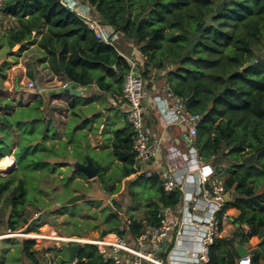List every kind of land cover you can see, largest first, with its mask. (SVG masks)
<instances>
[{"label": "trees", "instance_id": "16d2710c", "mask_svg": "<svg viewBox=\"0 0 264 264\" xmlns=\"http://www.w3.org/2000/svg\"><path fill=\"white\" fill-rule=\"evenodd\" d=\"M82 1L92 7L99 22L112 34L119 33L122 39L134 44L145 60V70L141 72L145 81L153 76L150 68L164 71L162 78L168 89L185 100L190 113L201 116L195 143L198 158L210 163L216 171L225 163L231 173L225 181V191L233 189V196L216 214L218 230L227 210L240 212L234 220L238 227L232 235L213 239L206 264H235L237 239L244 244L252 238L259 241L264 238V0H222L223 7L218 13L215 8L220 0ZM0 10L16 22L6 34L8 50L36 44L48 56L50 70L62 72L68 81L88 84L117 74L121 90L129 69L127 59L97 40L86 24L60 0H3ZM41 29L45 31L36 41L35 35ZM169 66L173 69L168 71ZM28 77L32 79L31 72ZM42 104V99L37 98L30 107H19L9 115L0 114V160L14 153L21 155L18 160L14 157L17 170L30 166L41 178L43 174L39 171L46 168L45 175L50 174L58 167L68 166L69 157L77 159L83 153L78 138L72 135L73 129L66 130V140H61L52 130L40 110ZM4 108L9 110L11 105ZM132 135L128 122L114 133L110 153L118 161L117 176L102 173L100 166L97 167L99 185L109 198L118 192L122 179L134 174L136 152ZM48 139H51L49 144ZM14 142L17 148L13 152ZM25 158L29 165L23 164ZM11 175L0 176V196L8 193L14 183ZM73 176L72 173L64 180L71 183ZM138 178L148 181L149 189L155 191L154 196L148 198L141 213H130L122 224L117 212L103 208V223L107 229L97 239L110 233L136 239L146 226L159 224L162 209L179 203L180 192L168 194L158 176L134 177ZM27 182L26 177L19 179L10 199L11 213L18 215L15 220L19 219L21 224L28 221L24 208L33 203L31 198L29 204L25 203ZM128 196L132 201L137 199L132 190ZM12 214L8 225L13 232L20 224L15 225ZM47 214L44 212L45 216ZM128 221L130 225H126ZM31 222L29 230L45 223ZM122 225L127 227L123 231L119 229ZM242 225L248 227L247 234ZM34 246L33 240H23L20 253L30 263L39 264V252ZM78 246L76 264H115L93 245ZM63 249L60 253L65 255L58 258L59 264H72L68 250ZM253 254L257 257L251 258V264H257L258 259L264 257L256 250Z\"/></svg>", "mask_w": 264, "mask_h": 264}, {"label": "rangeland", "instance_id": "374dc122", "mask_svg": "<svg viewBox=\"0 0 264 264\" xmlns=\"http://www.w3.org/2000/svg\"><path fill=\"white\" fill-rule=\"evenodd\" d=\"M2 1L3 0H0V7ZM221 3L222 0H220L217 5ZM92 14L95 16L93 9ZM207 22L208 24L210 23L209 20H207ZM13 26H16L14 19L3 15L0 10V102L5 101L4 103L0 104V114L4 115L12 114L19 107H26L28 101L30 102V100L33 101V99H35V95L30 93V90L28 89V83L30 81H23L22 75L17 72H13L11 69L12 64L14 61H19L18 58H20V55H22L24 51H27V54L22 59V61L27 68H32L33 60L39 54H42L41 51L36 48V44L29 45L24 49L15 47L11 50H8L5 44V38L7 31ZM42 31L43 30L41 29L40 33ZM40 33H36V41L38 40L37 38ZM122 40L123 42L120 46V49L124 51L126 50V54L128 52V59L134 63L137 71L141 75V72L145 70L144 58L140 55L131 41L125 40L124 38ZM130 54H132L131 57ZM149 70L152 71L153 69L150 68ZM145 83L151 84L149 80ZM16 85L18 88H16ZM163 90H165V88ZM7 104L11 105L9 110H5L4 108V105ZM93 112L94 109L91 108L90 110L86 111L85 115ZM54 122L59 125L62 122V119L58 118V120H55ZM59 127H62L61 130L63 129L62 124H60ZM113 129H116V127ZM77 137L79 138V135ZM80 139L83 141L84 138L80 135ZM83 146V149L82 146H79L80 151L81 149L82 152L87 150V154L89 155L90 159L100 166L102 173L107 175L112 173V176L118 175L119 171L116 168L117 164L114 162L109 151L95 152L90 149L88 150L84 144ZM11 157V170L9 172H7V170L0 171V176L2 178L12 174L11 177L13 178L14 182L8 193L0 196V236H7L6 238L0 239V262L4 261V249L7 247L14 249V252L5 259V264H22V260L19 257V252L23 240H33L35 242L34 249H37L39 253L43 254L41 258L38 256L39 260L42 262L47 259L44 256V253H54L56 256V251L59 253L61 251L60 249H67V246L70 245L67 242H63L55 238L50 239L49 236H57V238L65 237L97 240V236L102 231L107 229L103 223V208L108 207L112 212H117L122 224L128 219V216L131 215L130 213H141V211L144 209V205L148 203V198L154 196L155 194V191H151L149 189L147 180L143 178L134 179L136 175L142 174H134L130 177L122 179L118 192L109 198V196L103 192L101 186L99 185V182L97 181L99 179H96V181L88 180L83 174L82 176L79 173H76L77 171L73 170L71 164L75 161L69 162L68 160V166L58 167L54 172L47 175H45V173H47L45 168L43 172L42 170L39 171V174H43L41 178L31 170L30 166L28 169L22 168L21 171H18L15 159L18 160L22 156H18L16 153H14L15 159L12 155ZM52 161L53 160L51 159L49 160L50 163H52ZM22 162L24 165H29L27 158L23 159ZM72 173L74 174L72 182L68 183L64 179L66 177H70ZM25 177L29 182H27L28 185L26 184L28 188V194L26 196L25 203L29 204L31 199L33 203L30 206L27 205L24 208V214L28 218V221L27 223L21 224L22 222L19 219L15 220L18 218V215L11 213L12 207L10 205V199L11 193L15 190L18 180ZM76 183L79 185H76ZM130 190L137 194V199L132 201L131 198H129L128 192ZM73 196L81 197L72 206H64L65 201ZM125 210L127 211L125 212ZM44 212H47L48 214L45 216ZM11 214L13 216V222L15 225L20 224L19 229L13 232L9 229L8 225V220ZM75 215L76 217L73 218ZM35 219H38L40 223H45L29 230L28 225ZM15 233L16 235L14 236H8ZM27 233H35L37 235L43 236V238L34 239L22 236L26 235ZM109 235L116 236V233L107 234L105 237H112ZM75 262L76 260H74L72 264Z\"/></svg>", "mask_w": 264, "mask_h": 264}, {"label": "crops", "instance_id": "0c3cea01", "mask_svg": "<svg viewBox=\"0 0 264 264\" xmlns=\"http://www.w3.org/2000/svg\"><path fill=\"white\" fill-rule=\"evenodd\" d=\"M95 18L99 21L96 13L94 14ZM45 29L42 31L44 32ZM41 37V33L38 36V40ZM113 43L115 45V50L118 52L119 55L123 56L124 58L128 59V52L126 54V50H121L120 46L123 42L119 33H113ZM37 40V41H38ZM37 46V45H36ZM18 47V46H16ZM15 48V47H14ZM38 48V47H36ZM33 49V48H31ZM42 54H39L34 60L32 68H27L26 65L23 63L22 59L26 56V52L24 51L22 55H20L19 61H14L12 64V71L17 72L22 75L23 81H33L35 87L33 90H30V93L35 95V99L33 101L30 100L27 103V107H30L36 103L37 98L42 99V106L40 110L43 112L44 118L50 122L52 130L59 136L61 140H66L65 132L68 129H73L72 135L77 137L80 135L84 138L83 141L79 139L78 142L80 146L83 144L89 150H93L95 152L100 151H109L112 150V142L114 138V133L118 129H122L127 125V116L125 105L116 104L113 102V97L121 92L119 89L118 83V75L116 74L114 77H108L106 75L105 79L101 82L96 80L91 81L88 84H81L75 83L72 81H68L63 75L62 72H54L51 71L49 68L48 56L38 48ZM29 51V50H28ZM31 54V53H30ZM132 54H130V57ZM128 61V60H127ZM173 67H167V70H172ZM153 69L151 72L153 76L149 79L151 84H147L146 90L148 92V98L145 101L146 105V113H145V122L148 132L153 136L160 138L162 145L157 154V158L155 159L153 164L149 165V171L152 172H162L163 168L165 167L164 163L166 157L170 150H177L182 153L186 152L183 144L181 143L180 136L185 131V127L179 123L168 124L166 120L163 118L162 113L160 111V106L158 103L161 102L163 96V89L166 87L168 88L165 79L162 78L164 71L154 72ZM31 72L33 77L30 79L28 77V73ZM103 72V71H102ZM102 74H105L104 72ZM158 76V79L155 76ZM148 81V80H147ZM158 81V82H155ZM146 82V81H145ZM66 85L65 88L62 85ZM109 86V89L106 88ZM16 88L18 86L16 85ZM75 88L78 91V94H67L64 90ZM5 101H1L0 104L4 103ZM91 108L94 109L93 113H89L87 115L86 111L90 110ZM59 110V111H56ZM58 120V118L62 119L60 124L63 125L59 127L54 121ZM54 120V121H53ZM73 122V125H72ZM116 127V129H113ZM57 140V139H56ZM56 140H54L56 142ZM51 142V139L46 141L47 144ZM17 148L16 142L12 144V151L14 152ZM197 154V150H196ZM13 156V154H12ZM84 156H88L87 150L83 151L82 156H78L77 159L69 157L68 160L85 163ZM14 157V156H13ZM179 158L178 165L175 166L174 170L177 171V175L183 176L181 180V186L184 188H191V179L185 178L186 175L192 174V179L195 180L197 174L195 173L196 166L193 162H183V158ZM188 158V157H187ZM90 159V157H89ZM95 167L99 165L95 163L92 159H90ZM114 160V159H113ZM117 164L118 161L114 160ZM73 164V163H72ZM71 164V165H72ZM206 168L205 172H211L212 176L209 178L207 184L205 185L212 192V204L217 205L219 207V211L222 209L224 204L227 202L224 199L225 191V181L231 176L230 171L228 170L227 164H223L220 167L219 171H216L215 168L210 163H205ZM173 166H169L173 169ZM174 171V172H175ZM98 179V178H97ZM99 181V180H97ZM195 183V182H194ZM230 193V199L233 196V189L231 191H227ZM217 195H216V194ZM181 197V196H180ZM229 199V200H230ZM218 209L215 211L217 212ZM218 211V212H219ZM217 212V213H218ZM212 214L211 211H207L203 215L201 214L202 218L210 217ZM240 212L238 210H227L223 217L221 218L220 223V231L217 237H230L235 229L238 227V224L234 222V220L239 216ZM216 218V214H215ZM219 228V224H218ZM243 232L247 234L249 229L246 225H242ZM199 227L193 226L190 228V233L188 235V240L183 241V247L179 249L175 248V251H179V254L187 259L186 262H182L180 264H206L208 261V257L203 263L202 261L197 262L196 259L198 258L197 255L200 251V240L198 236ZM175 234L171 233L169 235L168 241L165 243L167 246L166 249L171 248L172 243L175 240ZM191 241V242H190ZM188 242V243H186ZM261 241L257 239H250L248 242L244 244H240L238 239L236 240L234 247L236 246H243L250 258H256L257 255L253 254L256 250L259 252V255H264V245L259 246ZM165 247V246H164ZM63 249V248H62ZM60 249V250H62ZM6 250V251H5ZM37 250V249H36ZM38 251V250H37ZM59 251V250H58ZM14 252L13 248L7 247L4 249V261L0 262V264H5V259ZM64 252H59L55 256L54 253H44V256L47 258L44 262L40 261L38 256L43 255L42 253H38L37 259L39 264H59L58 258H61ZM53 254V256H52ZM19 257L22 260V264H32L30 263L24 255L19 252ZM44 257V258H45ZM200 257V255H199ZM43 258V257H42ZM239 259L238 253L235 259V264H237ZM74 261H72L73 263ZM76 264V262L74 263ZM257 264H264V257L259 258Z\"/></svg>", "mask_w": 264, "mask_h": 264}, {"label": "built area", "instance_id": "2783aa9c", "mask_svg": "<svg viewBox=\"0 0 264 264\" xmlns=\"http://www.w3.org/2000/svg\"><path fill=\"white\" fill-rule=\"evenodd\" d=\"M60 3L74 12L86 24L87 28L94 33L97 40L115 48L112 32L93 16L92 7L89 4L82 0H60ZM127 60L129 69L123 77L121 94L115 95L113 102L125 105L127 120L132 127L133 135L131 139L133 149L136 152L135 165L133 166L134 174H142L146 177L158 176L163 189L168 194L175 191L180 192L179 203L173 208L162 209L158 215L159 224L146 226L143 233L136 239L117 234L116 236L109 235L113 237V241H106L107 237L97 240H84V238L57 239L69 244L93 245L115 264H180L186 262L187 259L181 256L179 251H175V248L180 250L183 247V241L188 240L190 228L193 225L199 227L198 236L202 246L196 261L205 263L208 247L212 244L213 239L219 235L218 220L215 218V214L219 211L220 206L212 204L211 201L214 199L212 192L205 186L212 173L210 171L205 172L207 166L196 154L197 127L201 121V116L190 113L185 107V100L175 96L165 87V90H163L164 97L158 105L163 118L168 124L179 123L185 127L180 140L186 152L179 153L177 150L169 149L171 153L166 157L162 172L149 171V165L153 164L157 158L162 142L160 138L153 136L147 130L145 122V101L148 98L146 83L134 63L129 59ZM34 87V82L30 81L28 89L33 90ZM62 87L65 88L66 85L64 84ZM180 157L183 158L182 161H185V164L186 162H193L196 166L195 173L197 177L195 180L192 179V174L185 176V178L189 177L191 179V188L186 189L181 186L182 173L177 175V171L174 170ZM172 165H174L173 169L169 167ZM217 209L218 211L215 212ZM207 211L212 212L210 217L202 218L201 214L203 215ZM126 225H130V222L128 221ZM125 226L122 225L119 229L123 231L124 228H127ZM173 232L176 233L175 240L171 248L167 250L165 243ZM14 235L16 234L8 236ZM237 264H251L250 256L239 258Z\"/></svg>", "mask_w": 264, "mask_h": 264}, {"label": "water", "instance_id": "95a60500", "mask_svg": "<svg viewBox=\"0 0 264 264\" xmlns=\"http://www.w3.org/2000/svg\"><path fill=\"white\" fill-rule=\"evenodd\" d=\"M223 7V2L216 6L215 12L218 13L220 9ZM247 65H245L246 67ZM67 94H78V91L75 90V88L65 89L64 90ZM85 163L81 162H74L72 164L73 170L79 172L80 174H83L88 180L96 181L98 177V168L95 167L92 163V161L89 159L88 156L84 157ZM81 196H73L69 199H67L64 203V206H72L75 204ZM225 201H229L230 199V193L226 192L224 194ZM114 202V201H113ZM34 221H38V219H35ZM33 224V222H31ZM261 243L264 245V238L261 240ZM79 246L76 244H70L67 246V250L69 252V256L72 261L76 260V252L78 250ZM236 251L238 253L239 258L248 256L247 250L243 246H236Z\"/></svg>", "mask_w": 264, "mask_h": 264}, {"label": "bare ground", "instance_id": "6f19581e", "mask_svg": "<svg viewBox=\"0 0 264 264\" xmlns=\"http://www.w3.org/2000/svg\"><path fill=\"white\" fill-rule=\"evenodd\" d=\"M11 156L10 157H7V158H3V159H1L0 160V171H6L7 170V172L10 170V161H11ZM16 234V233H15ZM8 235V234H7ZM19 235V234H18ZM21 236V235H20ZM22 236H25V237H27V238H34V239H36V238H43V236H41V235H37V234H35V233H27L26 235H22ZM7 236H0V239H2V238H6ZM47 238V237H46ZM49 238L51 239V238H55V239H57V236L56 237H50L49 236ZM62 239L63 240H66L67 238H65V237H62ZM85 240V239H84ZM106 241H112L113 240V238L112 237H108L107 239H105Z\"/></svg>", "mask_w": 264, "mask_h": 264}, {"label": "flooded vegetation", "instance_id": "af4514ba", "mask_svg": "<svg viewBox=\"0 0 264 264\" xmlns=\"http://www.w3.org/2000/svg\"><path fill=\"white\" fill-rule=\"evenodd\" d=\"M98 178V177H97Z\"/></svg>", "mask_w": 264, "mask_h": 264}]
</instances>
